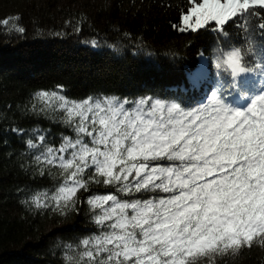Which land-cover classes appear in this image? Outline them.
I'll return each mask as SVG.
<instances>
[{
    "label": "trees",
    "instance_id": "1",
    "mask_svg": "<svg viewBox=\"0 0 264 264\" xmlns=\"http://www.w3.org/2000/svg\"><path fill=\"white\" fill-rule=\"evenodd\" d=\"M85 1L0 0V264H264V229L230 237L211 213L264 179V147L246 160L260 135L235 142L228 128L264 87V0ZM223 50L251 77L228 72ZM143 102L217 123L182 129L189 158L132 154L142 134L126 126L93 153L90 111ZM193 172L212 174L200 193L233 180L175 214Z\"/></svg>",
    "mask_w": 264,
    "mask_h": 264
},
{
    "label": "rangeland",
    "instance_id": "2",
    "mask_svg": "<svg viewBox=\"0 0 264 264\" xmlns=\"http://www.w3.org/2000/svg\"><path fill=\"white\" fill-rule=\"evenodd\" d=\"M62 1L67 2L68 0ZM74 1L76 4H87L85 0ZM228 63L232 68H235L237 66L236 57L232 56ZM243 73L244 70L239 67L238 73H234V75ZM174 113L175 111L172 108L164 105H158L152 111H139L136 113L137 118L142 123L139 130L145 135V141L151 152L157 154L165 153L170 144L179 139L180 135H178V132L181 129V121ZM164 114L170 115L169 119L164 118ZM171 116L173 117L171 118ZM237 225L238 222L233 223V226ZM252 225L256 228L258 227L256 222L252 223Z\"/></svg>",
    "mask_w": 264,
    "mask_h": 264
}]
</instances>
